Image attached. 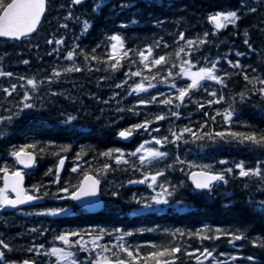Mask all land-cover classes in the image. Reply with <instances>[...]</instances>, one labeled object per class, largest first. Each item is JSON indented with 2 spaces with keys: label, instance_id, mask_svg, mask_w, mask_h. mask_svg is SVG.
I'll use <instances>...</instances> for the list:
<instances>
[{
  "label": "trees",
  "instance_id": "1",
  "mask_svg": "<svg viewBox=\"0 0 264 264\" xmlns=\"http://www.w3.org/2000/svg\"><path fill=\"white\" fill-rule=\"evenodd\" d=\"M95 3L48 0L46 17L35 36L21 42L0 39V71L12 73L0 77V189L4 169H19L12 153L25 148L38 156L36 168L27 172L28 192L41 199L36 206L0 212V239L12 249L0 245L5 252L0 264L25 260L70 264L44 254L54 247L74 253L76 264H97L102 257L112 264L118 258L126 264H155L144 257L172 247L181 251L161 261L264 264V247L259 246L264 242V175L241 177L236 168L243 163L246 169L260 167L264 173V147L227 135L264 134V93L260 92L264 84L259 83L264 80V0H104L94 11ZM229 11H237L240 19L216 30L209 17ZM112 35L122 37L128 53L115 69L116 60L109 58ZM60 40L64 43H57ZM188 40L197 43L190 46ZM148 48L152 54L145 62L138 53L148 55ZM69 52L74 53L72 60L66 58ZM161 55L164 63H151ZM228 61H239L242 67H232ZM213 64L216 74L224 77L223 84L201 81L184 103L175 99L179 88L191 84L187 71ZM74 67L81 70L65 71ZM135 72L141 75H131ZM29 79L37 82L35 89ZM140 83L146 91L132 93ZM13 85L11 95L4 91H11ZM165 99L172 103H162ZM217 99L219 103H209ZM26 103L33 107L26 108ZM228 112L231 121L225 118ZM160 115L165 119L157 120ZM146 122L147 131L134 130L137 137L132 143L118 139L119 132ZM185 128L191 131L184 132ZM157 139L162 143L156 144ZM149 150L167 156L148 158ZM106 152L112 155L105 156ZM121 153L127 163L117 164ZM63 157H68V165L59 176L57 165ZM228 168L233 172L226 173L227 183L218 182L209 192H197L189 183V174L196 169L222 173ZM87 174L101 183L105 206L98 214L87 213L69 198ZM140 180L144 183H132ZM165 189L173 193L165 192L168 203L155 204L152 198ZM148 203L151 208L144 207ZM59 209L67 212L37 214ZM198 232L213 238L201 240ZM236 234L245 238L234 240ZM59 235H69L71 245L63 244ZM217 235L219 239L214 238ZM105 246L108 251H103ZM205 250L212 256H205Z\"/></svg>",
  "mask_w": 264,
  "mask_h": 264
},
{
  "label": "snow or ice",
  "instance_id": "2",
  "mask_svg": "<svg viewBox=\"0 0 264 264\" xmlns=\"http://www.w3.org/2000/svg\"><path fill=\"white\" fill-rule=\"evenodd\" d=\"M83 2V0H72V3L75 5H79ZM48 3V0H0V37L8 38L11 40H20L22 38L30 36L32 33H35L38 29V26L41 23V19L44 16V13L46 11V5ZM104 5V0H96V3L94 4V11L99 10ZM126 5L122 4L121 7H125ZM252 11H255L256 9H251ZM240 19L238 16L237 11H229L227 13H216L209 17V21L215 25L216 30H220L225 28L227 25H235L237 21ZM66 27V25H64ZM85 29L89 27L87 23H85ZM207 35V34H205ZM247 35V33H245ZM185 37L183 34L180 35V40H184ZM111 43V51L109 53V58L116 60V63L112 65V68L115 69L120 66V60H122L125 56L128 55L127 51L124 49V40L120 35H112L110 37ZM206 40H200L199 43H206ZM48 43H52V41H48ZM59 44H63L64 41L60 40L57 41ZM188 45H194L197 42L194 40H188ZM245 44H248V41L245 40ZM148 55H145L144 51H140L138 55L142 58L143 61H148V56L152 54V48L146 49ZM181 52L184 51L183 48L180 49ZM122 53V55H121ZM238 56L243 55V53H237ZM67 59L72 60L74 58V53L69 52L67 54ZM88 58V57H86ZM95 58V57H93ZM166 60L165 56L161 55L156 59H153L151 61L154 65H160L164 63ZM23 63L27 64L29 63L27 60L23 61ZM229 65L232 67L240 68L242 65H240L239 61L233 63L232 61H228ZM147 63H145V67H147ZM81 69L78 67L74 68H68L65 69V71H80ZM189 78L191 79V84L179 88L177 91L179 92V95L175 97L176 100H179L180 103H184V98L188 95V93L193 89H199L201 87V81H215L217 84H223L224 83V77L218 76L216 74V67L215 64L212 65V67L207 68H201L198 72L186 73ZM11 76L12 73H4L0 71V77L2 76ZM53 75L59 76L61 75L60 72H54ZM131 75L134 76H140V72L131 73ZM155 78V77H153ZM245 80H249L248 76L244 77ZM252 81L249 80V83ZM29 85L35 89L37 87V82L34 79H29L27 81ZM259 83L264 84V80H259ZM122 85H117V87H121ZM173 88H176L175 84H172ZM6 93L9 95L12 94L13 91H15V85H13L12 90L9 91V89H4ZM146 89L144 88L143 83L137 84L134 88L131 89L132 93H140L144 92ZM261 93H264V88L260 89ZM131 94V93H130ZM210 95L216 96L215 92H211ZM243 95V94H242ZM26 100L31 99L30 96L25 97ZM155 99V98H153ZM220 100L217 99L215 101H210L209 103H219ZM141 103H144V101H141ZM164 104H171V99H165L162 101ZM179 105H177L178 107ZM26 108H32L33 105L30 103L25 104ZM203 107V105H201ZM123 111V109H120ZM131 110V109H130ZM173 115H176L178 117V113H172ZM225 118L228 121H231L232 119V112H228L225 114ZM75 117H70L69 120H74ZM157 120H164L165 116L160 115L156 118ZM140 128H144L146 131L148 129V124L142 123L134 126V129H128L119 132V136L122 138H129L132 135V132L134 130H138ZM158 131V129H156ZM184 132H190L191 130L188 128L183 129ZM174 136H176V139H180V136H178L175 132L172 133ZM217 136L224 138L225 133L224 132H218L216 133ZM228 136L238 139L240 142H251L252 144L259 145L261 147H264V134H261L260 136H257L255 133L252 134H245V133H239V132H229L227 133ZM164 140H167V137L164 138ZM156 144H161L162 141L160 139H157L155 141ZM28 147H34L33 145H29ZM143 149V145H141L140 149H137V152L141 151ZM67 148H64L63 151H67ZM119 151V150H116ZM21 164H23L25 167H31L32 162L34 160V157L27 152L25 148H20L19 151H14L12 153ZM105 156H111L112 153L106 152L104 153ZM132 155H136V153H132ZM123 153H121L120 158L116 159V163H127L126 160L122 159ZM146 156L148 158H161L167 156L166 152H161L158 150H149L146 153ZM141 163H144V157H141ZM220 163H226V161H220ZM64 165V160L61 159L59 161V166L62 168ZM205 169H210V166H204ZM236 168L239 169V176L241 177H249V176H257L260 177L264 175L262 173L260 167H256L255 169H246L245 165L243 163H239L236 165ZM5 172H7V169H4ZM72 171H76L75 168L72 169ZM233 169L228 168L225 170V172L222 173H213L210 170H202L199 172H195L192 174L193 181L195 183V187L197 189L201 190H209L211 191L214 184L217 182H223L227 183V180L225 178L226 173H232ZM163 173H158L157 175H162ZM148 177H146L147 179ZM151 182L153 184L157 181V176L153 175L150 177ZM23 183V176L19 172H13L12 176L8 178V180L5 183V187L3 189H0V212L4 210V208L12 207L15 208L19 204H25L28 202H31L35 199H39V197L28 195L25 193L24 189L21 187ZM99 180L94 179L93 177H86L85 181L78 187V189L70 195L69 198L73 200H81L82 197H94L96 196ZM132 183H144V180L140 181H132ZM11 187V190L16 193L15 199H10L8 195L6 194L8 191V188ZM64 191H68V189H64ZM165 192H167V189L164 190V192L157 193L156 197H153L155 204L161 205V204H167L168 199L165 198ZM172 192H167V195H172ZM144 207L151 208L152 204L148 203L145 204ZM67 212V209H59V210H52L48 213H37V214H47V215H60L61 213ZM33 231H36L33 229ZM205 232L207 229L204 230ZM217 233H220V229H216ZM227 234V233H225ZM70 235H79V233H71ZM128 235H131V233H128ZM183 235V233H181ZM197 236L201 240L211 239L213 237H210L208 235H202L201 233H196ZM102 238V237H100ZM215 239H219L220 236L217 235L214 237ZM245 237L241 234H236L233 236L234 240H242ZM58 239L63 242L65 245H71L70 242V236L69 235H59ZM123 239V237H121ZM0 245L3 246L4 249H8V251H11L12 249L9 247L7 243H5L2 239H0ZM261 247H264V242H261L259 245ZM43 247V246H41ZM83 247V245H81ZM122 247V246H121ZM36 249H29V251H35ZM122 250L127 253L128 257H131L133 260L136 259V257L133 255V252L128 251V249L123 248ZM103 251H108L107 246L104 247ZM181 249L179 247H172V248H165L163 250H158L156 252H153L150 254V256H145L144 260L147 262L149 259L154 260L155 264H175L174 260L171 259H165L161 261V257H173L176 253H179ZM37 254H40L37 252ZM45 255H53L56 256L58 260H68L70 264H76L75 260L72 259L74 256V253L72 252H65L63 248H52L51 253L45 252ZM205 256H212V253L205 250L204 251ZM235 259V257H233ZM251 259V258H249ZM0 261H5V252L0 251ZM23 264H29V261L25 260L23 261ZM32 264H35V262H32ZM97 264H112V261L109 260L107 257H102ZM115 264H126L124 259H117ZM202 264V262H200Z\"/></svg>",
  "mask_w": 264,
  "mask_h": 264
},
{
  "label": "water",
  "instance_id": "3",
  "mask_svg": "<svg viewBox=\"0 0 264 264\" xmlns=\"http://www.w3.org/2000/svg\"><path fill=\"white\" fill-rule=\"evenodd\" d=\"M47 10H48V3H47V5H46V11H45V13H44V16H43L42 19H41V23H40V25L38 26L37 31H36L35 33H32L30 36L25 37V38H29V37L35 36V35L39 32V30H40V28H41V26H42V23H43V21H44V19H45V16H46V14H47ZM25 38H22V39H20V40H12V41H18V42H21V41H22L23 39H25ZM0 39H2V40H11V39L4 38V37H0ZM136 136H137L136 133L132 132V135H131L129 138H127V139L122 138V137H120L119 135H118V138H119L120 141H122V142H124V143H132V142L136 139ZM27 152L30 153V154L34 157V160H33V162H32V166H31V167H25V166H24L23 164H21V163L19 162V160L15 157V159H16V161H17V163H18V166H19L20 169H21V170L16 171V172H19V173L21 174V176H23V183H22L21 187L24 189V191H25L26 194L31 195V194L28 193V190H27V176H26V173H25L24 171H29V170H32V169L35 168V166H36V164H37V154H36L35 152H32V151H27ZM62 159L64 160V165H63V167L61 168V167L59 166V163H58V166H57V172H58L59 175H62V174L65 172L66 167H67V164H68V158H67V157H64V158H62ZM199 171H202V170H195V171H193V172L190 173V175H189V182H190V184L193 186V188H194L196 191H209V190H206V189H205V190L197 189V188L195 187V183H194V181H193V176H192V174L195 173V172H199ZM12 174H13V172H7V173L4 174V176H3L4 186H5L6 181L8 180V178H9L10 176H12ZM89 176H90V177H93V178L96 179V180H99L95 175L88 174V175H86V176L84 177V179L82 180L81 184L85 181L86 177H89ZM99 182H100V181H99ZM217 183H218V182H217ZM81 184H80V185H81ZM214 185H215V184H214ZM7 193H11V194L13 195V198H12V199H15V198H16V193L13 192V191L11 190V187L8 188ZM97 193H98V194H97L96 196H94V197H82L81 200H79V201L74 200V201H75L77 204H79L81 207H83L87 212L92 213V214H98V213H100V212L102 211V209L104 208V205H105V202H104V200L102 199V196H101V184H100V183H99V185H98ZM39 201H40V198H39V199H35V200H33V201H31V202H28V203H25V204H19V205H17V207H15V208H12V207H9V208H12V209H22V208H27V207H31V206H35V205H37V204L39 203ZM29 264H32V262H29Z\"/></svg>",
  "mask_w": 264,
  "mask_h": 264
},
{
  "label": "rangeland",
  "instance_id": "4",
  "mask_svg": "<svg viewBox=\"0 0 264 264\" xmlns=\"http://www.w3.org/2000/svg\"><path fill=\"white\" fill-rule=\"evenodd\" d=\"M187 72L195 73V72H193V71H187ZM187 72H186V73H187ZM186 76L189 78V76H188L187 74H186Z\"/></svg>",
  "mask_w": 264,
  "mask_h": 264
}]
</instances>
